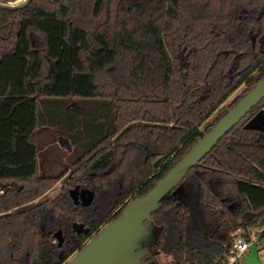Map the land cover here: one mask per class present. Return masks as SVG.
I'll return each instance as SVG.
<instances>
[{
    "label": "trees",
    "instance_id": "1",
    "mask_svg": "<svg viewBox=\"0 0 264 264\" xmlns=\"http://www.w3.org/2000/svg\"><path fill=\"white\" fill-rule=\"evenodd\" d=\"M263 77L264 0L0 9V181L22 185L0 194V264H66L90 235L73 222L95 231L126 200L108 221L118 218ZM45 96L83 98L96 110L80 128L81 111L40 115ZM263 108L264 98L152 212L156 247L172 264H222L232 233L264 217V128L259 119L247 126ZM53 128L70 141L69 160L51 158ZM75 183L95 192L91 206L74 202Z\"/></svg>",
    "mask_w": 264,
    "mask_h": 264
},
{
    "label": "water",
    "instance_id": "2",
    "mask_svg": "<svg viewBox=\"0 0 264 264\" xmlns=\"http://www.w3.org/2000/svg\"><path fill=\"white\" fill-rule=\"evenodd\" d=\"M31 0H22L20 3L0 2V9H21ZM264 98V77L252 88L211 130L175 163L167 173L144 195L132 200L123 210L122 214L109 221L86 245L74 254L66 264H132L137 253V247L143 242L151 240L157 242L155 225L152 221V212L160 207L161 200L178 186L188 172L206 156L217 143L230 132L255 106ZM264 117V110L257 113L247 126L250 127L259 118ZM60 145L71 150L72 146L67 138L60 137ZM18 189L22 185L13 181ZM0 191L4 183H0ZM79 186L71 190V195L76 199ZM82 205H89L94 198V192L82 196ZM78 231L89 232L78 223H74ZM59 245L64 242L62 229L55 233ZM152 262V259L142 264Z\"/></svg>",
    "mask_w": 264,
    "mask_h": 264
},
{
    "label": "rangeland",
    "instance_id": "3",
    "mask_svg": "<svg viewBox=\"0 0 264 264\" xmlns=\"http://www.w3.org/2000/svg\"><path fill=\"white\" fill-rule=\"evenodd\" d=\"M22 0H18V2H21ZM244 87V84L239 87V89H237L227 100L224 104H228L234 97H236L238 94L241 93V89ZM38 106H39V114H48V113H52V112H57L60 114H65V113H76L81 111L83 113V116H78L77 117V123L78 126L83 127L84 126V118L85 120L87 119V115L90 112H94L96 110V107L92 106L90 101H85V99L83 98H75V97H38ZM264 110V108H263ZM217 111L214 113L216 114ZM259 122L261 124V127L264 128V117L259 118ZM54 130L51 133L57 132V128H53ZM58 133V132H57ZM58 135V134H57ZM55 135V137L58 139V136ZM61 147L60 144L58 142L53 143L52 145H50L48 148L51 150V158H60L61 160H69L68 155L66 151H68L66 149V147ZM69 153V151H68ZM61 181V180H60ZM57 182L55 185V188L50 192V195H54L56 194L61 186V182ZM124 203H126V200L123 201V203L119 206H117L115 209H113L108 217L106 218L105 222L107 221V223L109 222L108 220L111 219L124 205ZM106 224V223H105ZM104 224V225H105ZM103 225V227H104ZM102 227V228H103ZM157 235V233H156ZM92 239V238H91ZM90 239V240H91ZM88 240V241H90ZM87 241V242H88ZM78 251L74 252L72 255L69 256L68 260L74 255L76 254ZM159 260L163 263V264H172V256L168 255L164 252H161L159 250ZM241 264H262V262L260 261V259L258 258L257 254L255 251H253L250 254H246L244 261L241 262Z\"/></svg>",
    "mask_w": 264,
    "mask_h": 264
},
{
    "label": "built area",
    "instance_id": "4",
    "mask_svg": "<svg viewBox=\"0 0 264 264\" xmlns=\"http://www.w3.org/2000/svg\"><path fill=\"white\" fill-rule=\"evenodd\" d=\"M232 236L231 246L222 264H241L245 255L253 251L264 264V217L257 223L238 227Z\"/></svg>",
    "mask_w": 264,
    "mask_h": 264
},
{
    "label": "flooded vegetation",
    "instance_id": "5",
    "mask_svg": "<svg viewBox=\"0 0 264 264\" xmlns=\"http://www.w3.org/2000/svg\"><path fill=\"white\" fill-rule=\"evenodd\" d=\"M58 134V133H57ZM58 136V139H57V142L60 144V137H63V138H66V137H64V136H61L60 134H58L57 135ZM61 146V145H60ZM72 146V145H71ZM61 147H64V146H61ZM66 147V146H65ZM66 149H67V147H66ZM68 150V149H67ZM71 150H72V148H71ZM71 150H68L69 152L71 151ZM70 177H72V175H71V171H68L66 174H65V176L61 179V186H60V189L62 188V186H65L67 183L66 182H68L69 181V178ZM74 177V176H73ZM13 181H15V182H17L16 180H11V181H7V182H3V181H0V183L2 182V183H4V186L2 187V189H1V191H0V194L1 193H4V191H5V188L6 187H10V186H14V187H16L15 185H13L12 184V182ZM18 183V182H17ZM19 184V183H18ZM19 185H21V184H19ZM76 186H79V191L77 192V195H78V197H77V202H76V199L75 198H73L72 197V195H71V190L72 189H74ZM0 188H1V186H0ZM17 188V187H16ZM22 188V187H21ZM55 188V187H54ZM53 188V189H54ZM18 189V188H17ZM52 189V190H53ZM59 189V190H60ZM89 191H93L92 189H90V188H87L86 186H84L83 184H81V183H75L73 186H71L70 188H69V193H70V196L73 198V200H74V202L76 203V204H79V205H82V200H84V198L82 197L83 195H86V194H88V192ZM59 192V191H58ZM58 192L56 193V194H54V195H50V193H49V195L51 196V197H53V196H55V195H57L58 194ZM94 192V191H93ZM94 200H95V192H94V198H93V201L89 204V205H82V206H91L92 204H93V202H94ZM75 222H78L81 226H82V228L83 229H85V228H89V232L88 233H90V235H89V240L91 239V238H93L94 236H96L98 233H99V231L102 229V227H99L98 229H96L95 231H91V227H85L84 225H82L81 224V222L79 221V220H77V221H75ZM75 222H73V230H75V232H77V233H81V232H83V233H85L84 231H81V232H78L75 228H74V223ZM63 231V230H62ZM88 233H85V234H88ZM63 236H64V233H63ZM54 237H55V234H54ZM55 240H56V242L59 244V241H58V239L55 237ZM64 242H65V237H64ZM63 242V243H64ZM157 242H158V240H157ZM157 242L156 243H152L151 242V240H148V241H145V242H143L141 245H139L138 247H137V253H136V255L133 257V262H132V264H142L143 262H145V261H149V260H151L152 259V262H148L147 264H163L160 260H159V249H157V247H156V245H157ZM63 245V244H62ZM162 252V251H161Z\"/></svg>",
    "mask_w": 264,
    "mask_h": 264
}]
</instances>
